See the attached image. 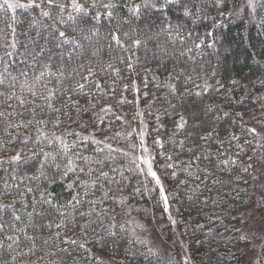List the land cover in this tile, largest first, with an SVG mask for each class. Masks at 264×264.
Instances as JSON below:
<instances>
[{
    "label": "trees",
    "instance_id": "16d2710c",
    "mask_svg": "<svg viewBox=\"0 0 264 264\" xmlns=\"http://www.w3.org/2000/svg\"><path fill=\"white\" fill-rule=\"evenodd\" d=\"M17 1L33 6L0 1V264H180L133 236L166 219L123 151L138 105L191 257L242 264L240 215L264 202V2Z\"/></svg>",
    "mask_w": 264,
    "mask_h": 264
},
{
    "label": "rangeland",
    "instance_id": "374dc122",
    "mask_svg": "<svg viewBox=\"0 0 264 264\" xmlns=\"http://www.w3.org/2000/svg\"><path fill=\"white\" fill-rule=\"evenodd\" d=\"M11 13L17 8H9L5 0H0ZM248 3L257 4L264 0H247ZM20 4L17 0H8V4ZM237 9V8H236ZM238 15L241 13V7L235 10ZM137 124L135 126L137 145L128 150H123L126 157L133 161L141 174L151 180L152 187L157 190V195L166 213L165 221L157 219L150 221L145 226L133 225L135 234L133 236L141 240L147 249L154 254L161 262L178 261L180 264H196L191 257L186 239L181 233L176 231L174 217L170 214L169 205L164 193L163 185L157 176L156 169L153 166V149L147 141V123L146 115L141 107L137 108ZM94 142L96 140L92 139ZM100 146L108 148L107 143L100 142ZM109 149V148H108ZM116 150H122L115 146ZM2 160H0V163ZM153 173L155 174L153 176ZM264 175V172H263ZM241 213L238 223V229L241 232L246 244L243 246L242 264H261L260 255L264 247V202H259ZM261 206V208H260ZM167 225L168 232L163 234L162 226Z\"/></svg>",
    "mask_w": 264,
    "mask_h": 264
},
{
    "label": "snow or ice",
    "instance_id": "6c2138e0",
    "mask_svg": "<svg viewBox=\"0 0 264 264\" xmlns=\"http://www.w3.org/2000/svg\"><path fill=\"white\" fill-rule=\"evenodd\" d=\"M73 2V7L75 8L76 11H80L81 8H80V5L76 2V0H72ZM167 2H172V0H167ZM49 3L51 4L52 3V0H49ZM5 4L8 5L9 8H27V7H32L33 4L29 3L27 5H24V4H8V0H5ZM36 7H39V5H35ZM107 7H111V5H107ZM186 15L188 14L187 12L185 13ZM44 16H48L49 13L48 12H44L43 13ZM65 34L63 32L60 33V36H64ZM114 39H116V37H114ZM85 79H87V77H85ZM81 88H83V85H80ZM97 87H99V85H97ZM33 95H35V93H33ZM3 113H0V116H2ZM248 131L250 132H253L255 133V129H249ZM19 157H17L16 159H18ZM71 163V162H70ZM69 170H71V167L69 168ZM155 174L153 173V176ZM17 219H19V217H17ZM9 239H11V237H9Z\"/></svg>",
    "mask_w": 264,
    "mask_h": 264
}]
</instances>
